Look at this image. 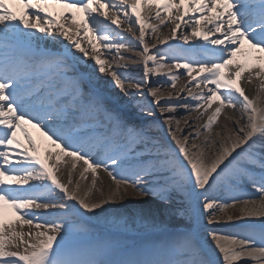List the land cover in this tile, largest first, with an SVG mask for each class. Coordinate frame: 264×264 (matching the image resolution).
I'll use <instances>...</instances> for the list:
<instances>
[{
  "label": "snow or ice",
  "instance_id": "obj_1",
  "mask_svg": "<svg viewBox=\"0 0 264 264\" xmlns=\"http://www.w3.org/2000/svg\"><path fill=\"white\" fill-rule=\"evenodd\" d=\"M0 264H264V0H0Z\"/></svg>",
  "mask_w": 264,
  "mask_h": 264
},
{
  "label": "bare ground",
  "instance_id": "obj_2",
  "mask_svg": "<svg viewBox=\"0 0 264 264\" xmlns=\"http://www.w3.org/2000/svg\"><path fill=\"white\" fill-rule=\"evenodd\" d=\"M121 27H123V29L126 31V26L122 25ZM168 31H169V30H168L167 28H162V29H161V32H160V35H167V34H168ZM126 32H127V31H126ZM127 34H128V35H127ZM127 34H122L123 37H124L126 40H131V39H133L132 37H130V36L132 35L131 33L127 32ZM137 35H138V33H137ZM156 35H157V34L154 33V34H153V37H155ZM176 43H181V41H176ZM140 50H141V49H140L139 47H137V49L135 50V52H124L123 54H124L125 56L135 57L136 52H139ZM121 51L123 52V50H121ZM101 58H102V59H106V60H108V61H111V60H112V56H109V57H101ZM124 63H125V61H124ZM129 67H132V65H131L130 62H129ZM164 71H167V68H165ZM173 71H174V72H180V71H182V70L173 69ZM96 75L101 79V81H107V80L110 79L106 74H100V73L97 72ZM99 75H100V76H101V75H104V76H103V77H100ZM131 75L134 76V77L136 76V74H131ZM104 77H106V80H104ZM136 78H138V77H136ZM185 78H186V77L182 76V77L177 81L176 90H178L179 87H180L182 84L185 83V81H184ZM157 83H164V85H165V86H163V87L160 88V92H161V94H166V95H167V93H168L169 91H173V92L175 91V90L170 89V88L167 86L166 78H164L162 81H159V82H158V81H157V78H156V77H153V78H152V83H151V85H146V87H144L145 92L147 93V90H148V87H149V86L156 85ZM250 90H251V92L253 93V88L250 87ZM115 91H116V93H118V90H115ZM134 91H137V90H134ZM194 91H195V89H194ZM146 93H145V94H146ZM253 94H254V93H253ZM253 94H252V95H253ZM138 99H139V97H138ZM150 99H151V98H150ZM145 103H147V100H145ZM180 111L183 112L184 110L181 109ZM157 112H158V110H157ZM225 113L228 114V115H231V114H232V113H231V110H229V109H225L224 112H222L221 117L218 118V124H223V123L225 122V121H224V115H225ZM191 115H192V116H195L196 113H195V112H192ZM178 118L180 119L181 127H184V120H183V118L180 117V116H178ZM206 118H207V117L205 116L204 119H206ZM161 122H162V121H161ZM202 122H203V121H197L196 123H202ZM213 127H214V130H216V131L219 130V128H217L215 125H214ZM29 131L32 133L33 137H34L35 139H37V142L41 144V151H42V153H43L44 148L49 147L47 141H45V140L40 136L39 132H37L36 129L29 128ZM100 177H101V179L98 180V182H97V184H98V185H97V189H99V191H97V190H95V189L93 190V193H92V198H93V199L99 198V197H100V193H101V191H103V193H104L105 195H107V194H108V191H109V188H110V187H114V185H112V182H111L110 178H108L107 175H106L105 173L100 172ZM62 179H64V180L67 179V170H65V175L62 177ZM130 195L134 197V196H135V193H131V192H130ZM124 204L127 206L129 212L134 213V212L138 211L139 206H141V205L143 204V202H142V201H139L138 199H128V198H126L125 201H124ZM220 230H221V231H224V232L238 231V230H236V229H234V228H231V227L224 228V229H220Z\"/></svg>",
  "mask_w": 264,
  "mask_h": 264
},
{
  "label": "rangeland",
  "instance_id": "obj_3",
  "mask_svg": "<svg viewBox=\"0 0 264 264\" xmlns=\"http://www.w3.org/2000/svg\"><path fill=\"white\" fill-rule=\"evenodd\" d=\"M131 74H135V72H133V73H131ZM100 76V75H99ZM104 75H101L100 77H103ZM104 80H106V77H104ZM138 91H142V92H144V93H146L145 92V90H144V86L140 89V90H138ZM163 95H165L166 96V94H163ZM139 97V96H138ZM140 98V97H139ZM146 100H150V97H148ZM98 185V184H97ZM232 212H233V214H237L236 212H235V210H231ZM239 223V222H238ZM227 225L228 224H224V225H222V226H219L220 227V229H224V228H227ZM238 229V228H237ZM239 230V229H238Z\"/></svg>",
  "mask_w": 264,
  "mask_h": 264
}]
</instances>
